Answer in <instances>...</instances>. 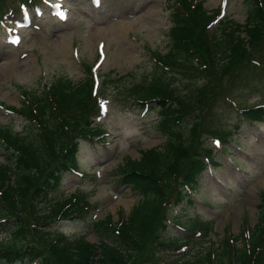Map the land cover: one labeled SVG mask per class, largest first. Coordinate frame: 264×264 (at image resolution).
Here are the masks:
<instances>
[{"label":"trees","instance_id":"16d2710c","mask_svg":"<svg viewBox=\"0 0 264 264\" xmlns=\"http://www.w3.org/2000/svg\"><path fill=\"white\" fill-rule=\"evenodd\" d=\"M245 2L247 11L242 23L225 18L219 35H209L204 27L212 15L201 3L176 0L179 9L174 12L166 52L157 59L161 67L154 65L149 77L127 89L138 103L155 104L156 128L164 139L157 147L141 150L138 158H125L117 165L119 177L130 183L140 197L116 223L107 216L93 224L97 244L83 235L68 238L52 230L59 218L79 214L85 204L77 194H57V179L63 168L74 163L76 138L99 132V125L88 121L97 110L89 93L90 79L75 84L58 81L48 88L46 96L24 95L18 108L11 107L37 127L31 124L20 133L0 125V153L5 156V161H0V230L7 234L0 238V263L29 258L38 264H152L159 248L157 240L164 243L159 235L165 217L161 191L172 189L179 198L181 185L191 184L203 166L199 151L204 105L226 90L223 77L237 76L249 63L250 53L264 47V0ZM200 65L204 68L197 69ZM175 74H204L201 77L205 79L189 83L181 91L173 85ZM190 114L194 119L184 132L179 121ZM244 114L259 118L263 113L257 108ZM259 207L249 231V249H245L240 232L241 245L232 249L222 239L211 248L213 259L209 244L168 264H264V195ZM189 224L204 230L199 242L212 231V222L193 220ZM259 243L262 249L254 254ZM146 248L147 256L142 254ZM251 254L255 256L252 263Z\"/></svg>","mask_w":264,"mask_h":264},{"label":"rangeland","instance_id":"374dc122","mask_svg":"<svg viewBox=\"0 0 264 264\" xmlns=\"http://www.w3.org/2000/svg\"><path fill=\"white\" fill-rule=\"evenodd\" d=\"M193 1L200 2L213 14L220 0ZM61 3L67 13L63 22L52 18L45 7L37 16L32 6H27L31 23L11 28L20 35L15 45L5 41L0 27V125L13 132L31 128L26 119L6 107L18 108L22 95H40L46 86L58 81L75 84L87 80L98 49L104 53L96 70L100 79L98 93L107 106V113L95 119L102 128V136L86 137L79 142L75 165L82 175L65 169L58 182L60 194L75 193L88 208L82 216L56 224L68 237L82 233L87 241L96 243L97 234L91 222L109 216L115 223L127 215L139 198L120 182L115 168L123 159L138 158L141 150L157 147L163 140L155 127L156 106L151 104L142 111L127 96V89L152 72V54L166 50L171 12L173 7L179 8L176 0H100L96 8H92L88 0ZM246 4L245 0H226L224 18L242 23ZM12 12L17 15L15 19L9 15L0 19H7L5 24L19 20L17 6ZM258 56L263 57L260 50ZM176 76V87L181 91L186 90L187 84H198L205 79L201 77L204 74ZM221 82L231 98L227 101L217 98L204 105L202 130L213 131V134L229 131L230 137L223 143L222 150L213 148L211 140L202 132L203 144L211 147V158L216 164L197 178L190 200L179 203L175 207L177 212L171 213L178 221L196 217L212 222V231L205 241L199 242L197 238L196 244H186L190 250L186 257L209 244L208 249H211L226 237L232 239L231 245L239 247L238 236L242 230L253 227L260 210V194L264 193V119L256 124L241 117L238 111L241 107L264 102V66L250 67L236 82H230L227 76ZM187 117L188 120L180 122L184 132L193 119L190 115ZM3 158L0 153L1 162ZM166 235L176 239L195 238L172 224L168 225ZM2 236L7 234H0ZM185 250L178 252L169 248L173 258ZM148 252L146 248L142 254L147 256Z\"/></svg>","mask_w":264,"mask_h":264},{"label":"bare ground","instance_id":"6f19581e","mask_svg":"<svg viewBox=\"0 0 264 264\" xmlns=\"http://www.w3.org/2000/svg\"><path fill=\"white\" fill-rule=\"evenodd\" d=\"M118 30H117V32L119 31V28H117Z\"/></svg>","mask_w":264,"mask_h":264}]
</instances>
